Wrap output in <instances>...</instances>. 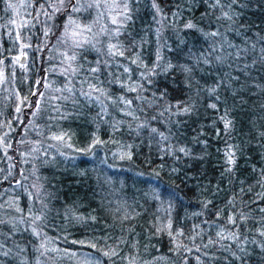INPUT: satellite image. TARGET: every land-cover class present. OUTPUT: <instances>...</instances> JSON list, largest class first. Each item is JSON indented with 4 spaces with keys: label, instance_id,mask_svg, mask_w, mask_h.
<instances>
[{
    "label": "trees",
    "instance_id": "16d2710c",
    "mask_svg": "<svg viewBox=\"0 0 264 264\" xmlns=\"http://www.w3.org/2000/svg\"><path fill=\"white\" fill-rule=\"evenodd\" d=\"M2 2L0 22L5 16ZM214 2L155 0L162 10L157 14L153 0H137L129 4L132 20L119 37L108 30L96 35L94 49L76 51L74 75L66 78L64 67L60 76L52 74L53 64L63 59L58 48L49 54L38 50L37 56L30 55L26 71L6 76L0 94V135L12 130L8 153L19 151L16 160L23 164L19 170L21 164L11 160L7 175L0 149V220L5 221L0 224V251H9L7 257L0 255L2 264H83L81 253L112 264L96 249L72 244L74 240L90 241L97 249L115 248L127 258L114 257L115 264L133 258L135 264H264V0H220L215 7ZM81 5L72 18L91 23L99 9L92 12ZM65 19L61 13L54 19L52 37ZM187 23L195 27L188 29ZM212 32L218 34L208 35ZM128 33L138 42L131 51ZM110 43L124 56H110ZM12 52L3 49L1 59ZM136 53L146 67H137L139 60L131 62ZM157 55L161 65L172 67L167 72L158 68L149 84L139 74L154 66ZM125 67L131 71L124 72ZM35 81L50 87L41 89ZM89 85L108 93L102 97L105 112L80 95ZM66 87L73 96L52 99L69 96ZM133 87L136 91L129 90ZM38 91L44 93L41 111L28 122L25 139L23 125H16L15 118L28 120L15 116L11 96L16 92L22 100L35 102L32 93ZM118 97L132 103H121ZM213 103L216 109L209 107ZM56 105L67 119L59 118ZM170 105L180 107L165 110ZM183 107L191 111L182 114ZM225 110L233 122L227 135L219 119ZM56 125L71 135L72 147L56 142L58 147L44 154L49 127L58 131ZM95 138L101 144L86 151ZM230 145L236 161L231 172L225 162ZM179 147L190 154L180 153ZM29 208L31 217L42 215L36 223L39 238L25 231ZM76 217L84 219L78 222ZM229 217L236 223H229ZM221 232L225 237L234 233L235 238L222 239ZM41 241H46L47 251L39 248ZM65 251L77 255L70 258Z\"/></svg>",
    "mask_w": 264,
    "mask_h": 264
},
{
    "label": "snow or ice",
    "instance_id": "6c2138e0",
    "mask_svg": "<svg viewBox=\"0 0 264 264\" xmlns=\"http://www.w3.org/2000/svg\"><path fill=\"white\" fill-rule=\"evenodd\" d=\"M137 2V0H118V2H114L109 5L107 3V0H92L91 3H88L86 5V8L88 9H99L102 4L103 6H105L106 8H112V9H116V8H121L122 7V11L118 12L116 16H112L111 17V23L113 25H117V27L115 29H113L111 31V35L114 37H119V35L121 34V28L124 27V25L126 24V22L131 21L132 20V16L129 14L131 12V9L129 7L130 3H135ZM237 0H231V3H236ZM45 3H47L49 5V7H51L53 9V11L51 13H49L47 10L44 11V15L48 17V20H51L56 13H61V14H65L66 15V23L63 25V31L61 33V35L57 38V42L58 43H62L64 45H67L69 48H71L72 51V55H68V52L63 53L64 56V61L68 63V67L66 69H64L63 73L64 75H67L69 73H72L73 75L78 71L77 68H73L72 67V62L76 61L77 59V55L75 52V49H84L85 46H90L92 48H95V44H94V40L96 38L95 33H92V26L89 24H84L81 25L77 20L72 18V13H76V12H80L81 11V7H83L82 5H80V0H57V3L53 4L51 2V0H45ZM220 4V0H215L214 2V7L216 5ZM31 6V5H29ZM38 7H40L41 9L44 8V4H38ZM152 7L155 9L156 13L159 14L160 11H162L159 6L155 3V0H153L152 3ZM8 8L16 10L17 9V5L13 4V3H8ZM101 16L103 15V13L100 14ZM109 15H111L109 13ZM223 15L225 17H227L228 19H231L230 16H228V13L225 12L223 13ZM118 17H123L122 20L118 19ZM153 19L155 20L156 17L154 16ZM159 22V21H158ZM12 24L16 25L17 21L16 20H12L11 21ZM29 24L28 21H22L19 25H17L18 28H23V27H27ZM186 28L188 29H192L195 27L194 24L192 23H187L185 25ZM51 31V28H48L45 32L44 35L47 36L48 33ZM107 26L102 27L100 29V32H107ZM159 31V30H157ZM91 34V35H89ZM217 32H212L209 33L208 35L210 36H215L217 35ZM130 40H131V47L129 49H127V51H131L132 47H136L138 42L135 41V38L131 36V33H128ZM21 39L19 32H17L16 35V40L19 41ZM22 47H30V45H22ZM97 51H99L97 49ZM108 54L110 56H115V55H119V56H124V51H121L120 48L118 47L117 44H109L108 45ZM23 55L26 56V53H24ZM14 59V63L15 64H19L21 68L24 67V63L21 62V57L17 56ZM127 59V58H126ZM140 61L139 64H137V61ZM161 60V57L159 55H157L156 57V61L154 62V66L150 69H148L147 73H140L139 75L147 80V82L149 84L152 83V80L149 79V77L158 75L159 73L157 72V69H161V71L163 72H167L171 67V63L167 64L166 66H163L159 63V61ZM133 64H137V67H146L143 64V60L140 57V53H136L135 57L132 59L131 61ZM4 61L0 60V65H3ZM205 63H207V61H205ZM181 67L182 71H190V69L184 68L183 66H179ZM90 71L92 73H95L97 71L96 68L90 69ZM130 68L125 67L124 68V72L128 73L130 72ZM6 82V75H5V71L3 67H0V84H3ZM111 81H109L110 83ZM103 83V82H101ZM35 85H37L39 88L43 89L46 87H50V85H46L44 83H42L41 81H35L34 82ZM142 88V86H141ZM130 91H136V88L133 87L131 89H129ZM57 92H61V89H56ZM63 91H67L69 93V96H60V97H52L53 100L56 99H60V100H68L70 98V96H73V90L72 88L66 87ZM213 91H215V89H213ZM35 97L36 100L35 102H29L26 106L28 108L31 109V112L29 113L31 116H38L40 111H41V105H40V101L41 98L44 96L43 91H38V92H33L32 93ZM80 95L85 97L86 101L89 103H96L100 108L102 112L106 111V105H105V101L104 99H102V97H108V93L104 90L103 87H97L96 85H89V90L88 91H83L81 90ZM167 95L166 90L164 92L161 93V99H163V97ZM139 98V97H138ZM110 99V97H109ZM219 99V97H217V100ZM18 100V106L16 107V112L19 113L21 112V107L19 105H23L25 103V101H27V97H24L23 100H20L19 97H17ZM117 100H119L121 103H125L130 105L132 103L131 100H124L123 97H118ZM73 103H76L75 100H73ZM117 103L116 100L113 101V104ZM171 107H177L179 108L180 105H170L167 106L165 108V110H169ZM210 108L212 109H216L217 105L215 103L209 105ZM55 112L59 113V118L60 119H67V115L61 113L60 110V106L56 105L54 108ZM191 111V108L189 107H183L182 110V114H186L189 113ZM128 115H131V113H127ZM228 117V111L225 110L224 115L219 117V119L221 120V122L223 123V127L225 130V134H229L231 132L232 126H233V122L227 118ZM115 126V125H114ZM58 131H52V128L49 127V132L51 133V135L48 137V139L57 141L60 145H63L64 147H72V145L69 143L70 139H71V135L66 133L63 129L59 128V125H56ZM151 131L153 133L156 132L155 128H152ZM8 133L4 134V137H7ZM162 136V134H160ZM4 137H0V143L3 142ZM163 139H167V137H162ZM206 144V141L203 142ZM101 144V141L98 138L94 139V143L90 144L88 146V149L86 151H91V149L96 146ZM11 145H7V147H10ZM50 147L53 148H57L58 146L56 144L50 145ZM180 153H184L185 155H189L190 152L187 151L185 148L183 147H179L177 149ZM33 152H37L38 149L37 148H33L32 149ZM46 154V153H45ZM62 155V153H60ZM128 155V158H131L130 154H126ZM45 163H47V161H44ZM225 162L226 164L229 165L227 171L231 172L232 171V165L235 164V159H234V152L231 150V145L229 146V149L225 151ZM33 188L36 189L37 191V196H39V192H40V188L37 185H33ZM262 199H264V196L261 197ZM46 209V205H43L42 208L40 209L41 213H43V211ZM18 212H22L23 210L20 208L16 209ZM261 211H264V209H261ZM29 212V216L31 217V208L28 209ZM127 218V217H125ZM78 222H82L83 221V217H76L75 218ZM89 219L94 220L95 217H89ZM42 220V215H35L34 217H31L29 220V224H28V228L25 229V231L30 230L31 233L35 236V237H41L42 236V232L37 230L36 227V223L38 221ZM24 218L22 217L20 220V223H24ZM5 223V221L0 220V224ZM229 223H236L235 219L232 217H229ZM13 231H15V226H13ZM182 234V233H180ZM169 235H171V233H169ZM219 235L221 236L222 239H233L235 238V234L234 233H230L229 236L225 237L223 236V233H219ZM261 236H264V232L260 233ZM210 243H213L212 241H209ZM72 244H80L81 246H88L91 247L93 249H96L97 252L101 253V255L103 257H107L109 261L112 262V264H115V260L113 259L118 258L120 260H125L127 259L126 257H121L119 252L111 247L108 246L107 250L104 249H97V246L95 243L92 242H85V241H72ZM121 243H124L123 240H121ZM134 247V245H133ZM4 245L0 244V249H3ZM40 249H44L45 251H47L46 248V241H41L40 245H39ZM243 250V249H242ZM53 251H55V249H53ZM0 255L7 257L9 255V251L5 250V251H0ZM65 255L72 258L75 257L77 255L76 252H67L65 251ZM82 257V261L83 264H103V262L100 260L99 257H97L96 255H94L93 253H81L80 254ZM0 264H2V262H0ZM128 264H135V260L134 258L130 261H128Z\"/></svg>",
    "mask_w": 264,
    "mask_h": 264
},
{
    "label": "rangeland",
    "instance_id": "374dc122",
    "mask_svg": "<svg viewBox=\"0 0 264 264\" xmlns=\"http://www.w3.org/2000/svg\"><path fill=\"white\" fill-rule=\"evenodd\" d=\"M92 0H80V5L82 4H88L91 3ZM51 2L53 4L57 3V0H51ZM114 2V0H107V3L109 5H111ZM115 2H118V0H115ZM4 3V4H3ZM8 3H13L17 5V9L13 10L8 8ZM38 4H44V8L41 9L40 7H38ZM31 5V6H29ZM2 6H3V14H5V16L3 17V21L0 22V60H3L4 63L3 65H0V67L4 68L5 71V75H9L11 72H17V73H22L24 71H26V67L28 66L29 63V59H30V55H35L37 56L39 54L38 50H43L45 51L47 54L51 53L54 50H57L58 48L61 49L63 53L68 52V55H72V49L69 48L67 45H64L62 43H58L57 42V38L61 35L62 31H63V26L62 28L59 30V32L57 33V35H55L54 37L51 36V31L48 33L47 36L44 35V32L50 28L51 24H53L54 19H56V17L60 14V13H56V15L51 19L48 20V17L45 16L43 13L45 10H47L49 13H51L53 11V9L51 7H49V5L47 3H45V0H3L2 2ZM97 10V9H95ZM92 12L94 11V9L91 10ZM122 11V7L121 8H116V9H112V8H106L105 6H102L99 8V15L97 16V14L95 13V15H93L90 19L91 23H87L84 22V24H89L92 26V33L95 34H105L106 32H100V29L102 27L107 26L108 30H113L117 27V25H113L111 23V17L112 16H116L118 12ZM96 12V11H95ZM77 13V12H76ZM76 13H72V14H76ZM103 13V15L101 16L100 14ZM109 13L111 15H109ZM118 19L122 20L123 17H118ZM12 20H16L17 24L14 25L11 23ZM22 21H28L29 24L27 27H23V28H18L17 25H19ZM66 19L64 20V24L66 23ZM63 24V25H64ZM81 24V23H80ZM81 24V25H84ZM111 31H109L108 33H111ZM17 32H19L21 39L19 41L16 40V35ZM91 35V34H89ZM98 40V37L95 38L94 41ZM30 45V47H22V45ZM95 44V42H94ZM88 47V48H87ZM6 48V52L10 51V49L13 50L12 55L11 56H7L6 58H2L3 54V49ZM85 49H94L90 46H85L84 49H75L76 51H82ZM24 53H26V56L23 55ZM20 56L21 59L24 58L23 63H24V67L21 68L19 64H15L14 63V59L15 57ZM7 63V64H6ZM73 64V62H72ZM59 65V66H56ZM67 68L68 67V63L64 61V56L62 59V62L59 64H53L52 66V74H58L59 75V71L62 68ZM6 68H8L6 70ZM55 68V69H54ZM61 68V69H60ZM60 76V75H59ZM68 74L66 75L67 78ZM6 79H8L6 77ZM6 84H0V94H4V89L3 86ZM33 95V94H32ZM18 93L14 92V94L11 96V104H15L16 106H18V100H17ZM20 100H22L21 98H19ZM42 101L43 99L41 98L40 101V105H42ZM28 101H25V103L23 105H19L21 107V112L17 113L16 112V108L14 109L15 112V116L16 115H23L24 117H26V119L28 121H25L22 123V121L20 120V118H18L16 116L15 118V122L16 125H23V129L21 131V134L23 136H25V139H27V130L28 127H30V124L28 122L32 121L33 119H35L37 116H31L29 113L31 112V109L28 108L26 105L28 104ZM11 107H15V105H11ZM88 106L86 104L83 105V108L86 109ZM109 108L112 111V101L109 102ZM83 109V110H84ZM25 113V114H24ZM112 123V122H111ZM27 124V126H26ZM15 129V128H14ZM13 129V131H14ZM8 133L7 137H4V134ZM12 130H7L5 131L2 135H0V137H4V140L2 143H0V149L3 151L4 154V168L6 171L7 175H11V171H12V162L11 160L15 161L17 158L21 157V154L19 153V151L15 150V153H8L10 148H13L12 146L7 147V145H11L12 143ZM46 144L44 146L49 147L48 150L47 148L43 149V153H48L47 151L51 152L53 147H50V144H56L57 141H52L51 143L49 142L48 138L45 139ZM14 158V159H13ZM17 161V165H20L17 167V169L19 168V170L21 169V166L23 164V162H21L20 160H16ZM44 162V161H43ZM15 164V165H16ZM48 164V163H46Z\"/></svg>",
    "mask_w": 264,
    "mask_h": 264
},
{
    "label": "water",
    "instance_id": "95a60500",
    "mask_svg": "<svg viewBox=\"0 0 264 264\" xmlns=\"http://www.w3.org/2000/svg\"><path fill=\"white\" fill-rule=\"evenodd\" d=\"M23 59H24V58H22V59H21V62H23V61H24Z\"/></svg>",
    "mask_w": 264,
    "mask_h": 264
}]
</instances>
